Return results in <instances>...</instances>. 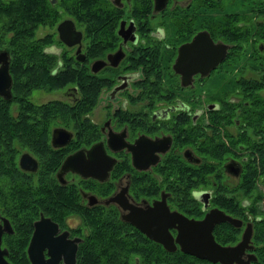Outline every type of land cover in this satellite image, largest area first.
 Wrapping results in <instances>:
<instances>
[{
	"label": "flooded vegetation",
	"instance_id": "flooded-vegetation-1",
	"mask_svg": "<svg viewBox=\"0 0 264 264\" xmlns=\"http://www.w3.org/2000/svg\"><path fill=\"white\" fill-rule=\"evenodd\" d=\"M188 1L165 0L161 8L155 9L153 0H150L149 25L146 26L150 29L147 30V34L152 41H161L168 52H173L169 67L177 85L171 89L173 94L171 98L158 97V94L164 93L163 89L150 98L146 93V86L138 83L144 75L142 66L138 64L135 68L128 67L129 60L135 56L132 54V49L138 44L142 47L147 46L144 44L145 37L137 30L136 19L129 16L132 0H107L109 7L118 10L120 16L114 27L113 45L96 50V53H90L89 37L85 36L82 26L71 17L63 15L54 24V33L58 39L55 28L57 23L65 18L72 21L74 29L80 33L78 40L66 44L58 39L59 46L72 56L75 63L82 64L89 73L96 77L108 78L109 84L101 86L94 104L81 115L82 119H86L87 127L77 126L75 120L60 116L50 119L47 132L41 134L45 148V153L41 156L49 157V163L44 165V176H41L40 170L41 157L21 143L17 136L9 141L8 163L0 166V264H70L72 251L76 264L77 251L86 233V227L79 215V210H83V207L87 210H92L98 205L109 207L119 219L146 236L140 228L126 219V216L132 215V211L131 208L123 205L128 203L134 208L148 209L161 199L169 211H178L186 217L199 219L207 210L217 208L232 218V221L223 219L212 225V236L220 245L232 246L239 242L245 226L249 224L248 238L242 241L243 249L237 253L235 259H228L229 263L187 254L206 264L256 263V249L258 246H264V239L259 240L253 222L260 225L264 223V176L259 175L255 180L253 190L259 192L260 196L253 200L254 209L258 210V213L252 214L248 211L251 196L242 195L239 184L237 186L242 161L248 155L245 150L239 149L238 145L239 154H230L220 161L216 167L218 179L213 178L210 172L204 174L205 185L198 184L190 188L188 197L191 201L187 202L190 206L182 209L178 208L174 201H180L176 195L179 188L174 189L180 182L177 179L168 180L167 176L165 178L157 170L158 164L171 153L191 165L196 176L195 167L201 160L202 152L199 146L203 136L195 133L192 136L193 144L177 145L176 132L180 135L186 126L194 131H204L206 134H210L214 128L225 143L228 138L226 132L233 135L236 130L239 131V128L233 124L238 118L231 117L233 120L230 123H224L222 118L220 124L212 121L209 113L217 110L219 100L207 99L212 93H218L209 89L213 86L214 80H223L218 70L230 44L219 38H213L203 27L194 30L187 39L173 46L168 42L170 29L163 20L166 8H170L173 4L183 5ZM42 28L46 29L44 32L51 29L46 26ZM199 30H205L212 41L225 43L227 45L225 54L222 60L205 75L192 73L189 83L181 85L179 75L173 71L171 63L177 46L188 41ZM251 39L252 37H247V43ZM255 45L263 49L261 41L255 40ZM143 52L146 58L147 51L144 49ZM96 61L98 66L92 69L91 65ZM248 74L249 71L244 72V75ZM209 80L212 83H208ZM206 85L207 91L204 89ZM51 91L62 93L67 91L68 100L58 97L53 99L68 103L74 102L80 96L75 85H65L61 89ZM197 95L198 99H196ZM230 98L233 99L232 96ZM97 108L102 114L98 121L93 117ZM184 111L188 114V119L181 115L183 119L175 123V120L179 119L177 114ZM54 128L63 131L52 133ZM138 138L139 140L134 142ZM98 142H101L108 156L101 151L99 153L98 150L92 151L90 154L94 156L89 164L95 168L94 171H99V165L107 166V160L110 161V166L103 174L95 171V175H84V161L89 160L86 149ZM74 153L76 154L73 158L74 162L60 167L63 159ZM131 153L134 157L137 156L134 162L131 160ZM100 154H102V163L97 162ZM235 168H239L236 174L233 173ZM229 174L234 177L232 184L228 182ZM101 175L102 179H100ZM218 186L225 188V196H228L227 194L235 196L237 211L225 210L216 205L213 198ZM227 189L230 191L226 194ZM69 195L70 200H68ZM52 199L54 203L50 204ZM239 203L245 207L243 209L245 216L239 214ZM197 209L199 213H190ZM168 231L174 237L176 228L169 226ZM228 232H231L232 237L226 239ZM151 240L163 247L161 243ZM176 249L183 252L177 243L173 250Z\"/></svg>",
	"mask_w": 264,
	"mask_h": 264
},
{
	"label": "trees",
	"instance_id": "trees-1",
	"mask_svg": "<svg viewBox=\"0 0 264 264\" xmlns=\"http://www.w3.org/2000/svg\"><path fill=\"white\" fill-rule=\"evenodd\" d=\"M150 6V0H132L129 16L136 19L137 30L145 37L144 44L147 46L138 44L132 49L135 56L129 60L128 67L142 66L144 75L138 83L146 86L150 98L162 89L164 93L161 92L158 97L171 98V89L177 85L169 67L173 52H168L161 41H152L147 34L150 29L146 27L149 25ZM165 13L163 20L170 29L168 42L172 46L202 27L213 38L230 44L218 70L224 87L207 99L219 100L217 110L209 113L212 121L220 124L222 118L224 123H230L233 118H238L233 124L239 131L236 130L233 135L226 132L228 138L225 143L214 128L206 134L186 126L180 135L176 132L177 145L193 144L195 133L203 136L199 146L201 160L195 167L196 176L191 165L171 153L158 164L157 170L168 180L177 179L180 182L174 187L179 188L176 195L180 200H174L175 205L180 209L189 207L190 188L205 185L204 174L208 172L218 179L216 167L226 156L239 154V145V149L245 150L248 155L242 161L237 186L239 184L242 195L251 196L248 211L256 214L258 210L254 209L253 200L260 193L253 189L256 178L264 176V0H189L183 5L167 7ZM63 15L82 26L85 36L89 37L90 53L113 45L114 27L120 14L109 7L107 0H0V47L7 52L11 78L10 96H0V166L8 163L9 141L17 136L21 143L41 157L40 170L41 176H44V165L49 163V157L41 156L45 153L41 134L47 132L50 119L60 116L75 120L77 126L87 127L86 119H82L81 115L94 104L101 86L109 84L108 78L89 73L59 46L54 24ZM39 26L51 29L36 35ZM247 37H252L248 43ZM255 40L261 41L263 49L255 45ZM144 49L147 51L146 58ZM246 71H249L248 75H244ZM65 85L78 87L80 96L74 102L52 99L35 103L29 98L33 89L51 91ZM261 89L263 91H259ZM181 115L188 117L185 111L181 112L177 114L179 119L175 123L183 119ZM229 191L227 189L226 194ZM68 193L71 195L69 190ZM227 195L225 188L218 186L213 200L225 210L237 211L235 196ZM244 208L239 203V214L243 216ZM190 213L197 214L199 211L192 210ZM79 215L86 233L77 251L76 264H206L177 249H163L104 205L92 210L83 207ZM253 228L259 234V240H263L264 223L253 222ZM231 237V232H228L225 238ZM256 254L255 264H264V246H258Z\"/></svg>",
	"mask_w": 264,
	"mask_h": 264
},
{
	"label": "water",
	"instance_id": "water-1",
	"mask_svg": "<svg viewBox=\"0 0 264 264\" xmlns=\"http://www.w3.org/2000/svg\"><path fill=\"white\" fill-rule=\"evenodd\" d=\"M155 1V2H154ZM165 0H153V8L159 9L163 6ZM58 39L66 44L74 43L80 35L78 30L74 29L73 23L69 18L60 20L56 25ZM227 45L221 41H212L209 34L205 30L195 32L192 37L185 42L180 43L176 48V54L171 63L174 72L179 75L181 85H186L191 79V74L198 72L200 75H205L210 69L214 68L224 57ZM109 55H107L108 57ZM7 52L0 49V96L8 98L10 96V74L8 72ZM91 65L95 69L98 62ZM63 131L59 128H54L53 132ZM135 140L134 142H137ZM141 140V139H140ZM133 146V145H132ZM131 146V147H132ZM130 147V149H131ZM129 148V146H128ZM134 148V147H133ZM98 150L108 156L101 145V142L91 145L86 149V156L89 160L84 161L83 174L95 175V168L89 164L94 155L92 151ZM76 154L66 156L60 167L65 164L73 163V158ZM137 156L131 153V160L134 162ZM97 162L102 163V154L97 157ZM96 161L94 160V163ZM110 166V161L107 160V166L99 165V172L103 174ZM79 168V167H78ZM239 168H235L233 173H237ZM102 179V175L101 178ZM123 207L131 208L132 215L126 216L133 225L140 228L146 236L161 243L167 250H173L175 243L183 252L195 255L200 258H205L211 261H219L221 263H229L228 259L236 258V255L243 249L242 241L248 238L249 224L243 230L242 238L232 246L220 245L215 242L211 228L214 222L228 219H233L224 214L220 209L212 208L204 212L199 219L186 217L178 211H169L164 204L163 199L158 203L154 202L153 206L148 209L134 208L131 204L125 203ZM157 211V214H155ZM176 228L174 237L168 231V227ZM239 243V244H238ZM70 264H74L73 251Z\"/></svg>",
	"mask_w": 264,
	"mask_h": 264
},
{
	"label": "rangeland",
	"instance_id": "rangeland-1",
	"mask_svg": "<svg viewBox=\"0 0 264 264\" xmlns=\"http://www.w3.org/2000/svg\"><path fill=\"white\" fill-rule=\"evenodd\" d=\"M45 30H46L45 28H42L41 26H39L38 29L36 30V35H40L41 32H44ZM208 83H212V81L209 80ZM223 87H224L223 81H221L220 79H217V80L213 81V86L209 90L212 92H216V91L222 90ZM207 88H208V86L206 85L204 88L205 91H207ZM68 96H69V94L67 91L62 93V92H55V91H46L43 89H33L30 91V94H29V98L35 103L40 102V101H46L49 99H53L55 97L68 100L69 99ZM93 115H94L93 117L96 121H98L102 117V114L99 113L98 108L95 110ZM228 182L231 184L234 182L233 175L229 174Z\"/></svg>",
	"mask_w": 264,
	"mask_h": 264
}]
</instances>
